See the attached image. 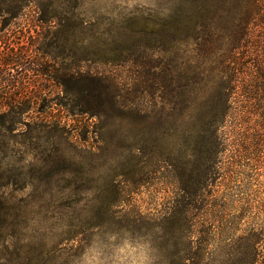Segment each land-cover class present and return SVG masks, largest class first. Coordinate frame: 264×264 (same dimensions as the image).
<instances>
[{
	"label": "rangeland",
	"instance_id": "rangeland-1",
	"mask_svg": "<svg viewBox=\"0 0 264 264\" xmlns=\"http://www.w3.org/2000/svg\"><path fill=\"white\" fill-rule=\"evenodd\" d=\"M177 4L0 0V264H264V88L238 75L208 172Z\"/></svg>",
	"mask_w": 264,
	"mask_h": 264
},
{
	"label": "trees",
	"instance_id": "trees-1",
	"mask_svg": "<svg viewBox=\"0 0 264 264\" xmlns=\"http://www.w3.org/2000/svg\"><path fill=\"white\" fill-rule=\"evenodd\" d=\"M174 1V0H169ZM177 8L168 9V24L176 25L182 35L185 68L182 76V94L185 111L190 107V97L196 94V86L204 83L217 91V104L208 105L210 115L204 122L197 121L196 134L199 152H205L209 168L217 164V143L213 137V116L227 117L232 109V98L238 84L240 73L252 74L253 82L264 88V0H176ZM222 15L226 17V55L204 56L202 50H213V41L203 40L206 27L212 35V24ZM210 35V36H211ZM198 39V40H197ZM190 40L197 48H190ZM202 40V41H201ZM207 43V44H206ZM216 49V48H215ZM239 49L244 51L240 52ZM195 52L196 63L190 53ZM246 57L247 60L242 59ZM248 71V72H247ZM218 81V82H217ZM220 81V82H219ZM252 81V80H251ZM208 91V90H207ZM11 109V108H9ZM216 169V168H215ZM214 169V172L217 171ZM213 172V174H215Z\"/></svg>",
	"mask_w": 264,
	"mask_h": 264
}]
</instances>
